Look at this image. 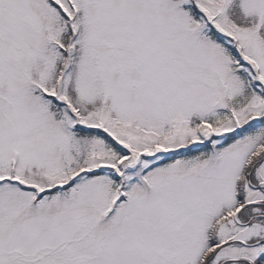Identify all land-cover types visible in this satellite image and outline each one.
Instances as JSON below:
<instances>
[{
	"label": "snow or ice",
	"instance_id": "obj_1",
	"mask_svg": "<svg viewBox=\"0 0 264 264\" xmlns=\"http://www.w3.org/2000/svg\"><path fill=\"white\" fill-rule=\"evenodd\" d=\"M0 264H264V0H0Z\"/></svg>",
	"mask_w": 264,
	"mask_h": 264
}]
</instances>
